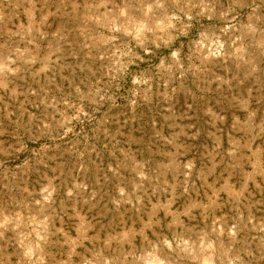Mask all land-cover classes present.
<instances>
[{"label":"rangeland","instance_id":"374dc122","mask_svg":"<svg viewBox=\"0 0 264 264\" xmlns=\"http://www.w3.org/2000/svg\"><path fill=\"white\" fill-rule=\"evenodd\" d=\"M0 264H264V0H0Z\"/></svg>","mask_w":264,"mask_h":264}]
</instances>
